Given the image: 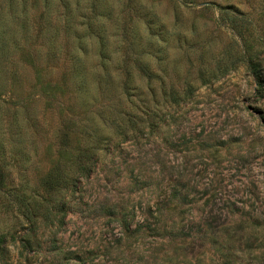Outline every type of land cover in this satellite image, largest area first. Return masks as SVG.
Returning <instances> with one entry per match:
<instances>
[{"label":"rangeland","instance_id":"rangeland-1","mask_svg":"<svg viewBox=\"0 0 264 264\" xmlns=\"http://www.w3.org/2000/svg\"><path fill=\"white\" fill-rule=\"evenodd\" d=\"M103 136L85 178L70 160ZM1 144L8 185L43 194L58 159L76 183L51 228L0 194V264H264V0H0ZM177 183L171 218L210 243L141 228Z\"/></svg>","mask_w":264,"mask_h":264},{"label":"trees","instance_id":"trees-1","mask_svg":"<svg viewBox=\"0 0 264 264\" xmlns=\"http://www.w3.org/2000/svg\"><path fill=\"white\" fill-rule=\"evenodd\" d=\"M237 11V10H236ZM239 13V12H238ZM241 13V12H240ZM257 66L256 69L254 67L255 77L258 78L257 74ZM143 111L141 115H143V119L145 121L150 117L151 110L147 104V101H142ZM129 113H126L128 116ZM141 118V119H142ZM127 121L129 124L134 121L131 118H128ZM129 126V125H128ZM135 127V126H133ZM127 128L124 132H121L119 137V142L125 140L129 136H125L127 133ZM94 142V144L82 145L78 146L77 152L73 155V158L70 160L71 163H74L80 170L85 178H89L94 169L97 161V150L100 148L98 145L101 143L104 145L106 149L109 144L111 137L109 136L103 138H98ZM104 141V142H103ZM118 142V143H119ZM114 145V144H113ZM118 145H114V147H118ZM4 145H0V194L5 195L6 197H11L13 213L20 219V221L29 223L32 227H35L36 224L40 221L42 222V227H55L63 224L64 217L66 216L68 210L65 205V202L60 201H52L49 199L50 196H53L55 193H59L67 188H72L75 185V180L71 178L69 174V170L65 169L67 162L58 159L56 165H54L42 178L41 185L43 189V194H39L36 192L27 193L20 186L8 185L7 178L8 173L5 170L4 163L1 161L4 160ZM65 153L70 154L69 151L65 148ZM68 151V152H67ZM159 191L158 197L154 202L147 206L146 213L150 215L151 219L147 226H143L141 228L154 231L156 233L163 234L166 237L167 242L172 245H183L188 241H196L197 239L203 240L207 239L208 242H211V238L207 235H203L200 229L187 232L189 228L187 222L184 223L180 218H171L174 217V213H176L177 209L180 206H183L188 203V194L181 192L179 189V184L177 183L172 188L163 187ZM147 220V219H144ZM200 220L192 222L193 226L201 227ZM57 236V231L54 230L50 233L48 238L53 239L51 242L55 241ZM22 246L25 249L30 248L31 242L30 238L25 237L21 240ZM6 245H5V235L4 233H0V255L5 253ZM53 251L59 254L61 250L56 246V242L53 243V246L49 248L48 251ZM64 254V253H63ZM61 254V255H63ZM158 264V263H151Z\"/></svg>","mask_w":264,"mask_h":264}]
</instances>
